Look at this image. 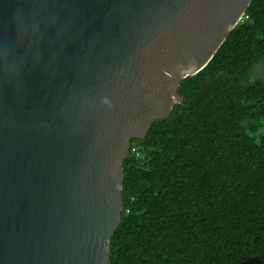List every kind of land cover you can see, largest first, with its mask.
I'll list each match as a JSON object with an SVG mask.
<instances>
[{
    "label": "water",
    "instance_id": "1",
    "mask_svg": "<svg viewBox=\"0 0 264 264\" xmlns=\"http://www.w3.org/2000/svg\"><path fill=\"white\" fill-rule=\"evenodd\" d=\"M251 2L0 0V264H111L131 141Z\"/></svg>",
    "mask_w": 264,
    "mask_h": 264
},
{
    "label": "trees",
    "instance_id": "2",
    "mask_svg": "<svg viewBox=\"0 0 264 264\" xmlns=\"http://www.w3.org/2000/svg\"><path fill=\"white\" fill-rule=\"evenodd\" d=\"M131 141L111 264H264V0Z\"/></svg>",
    "mask_w": 264,
    "mask_h": 264
},
{
    "label": "clouds",
    "instance_id": "3",
    "mask_svg": "<svg viewBox=\"0 0 264 264\" xmlns=\"http://www.w3.org/2000/svg\"><path fill=\"white\" fill-rule=\"evenodd\" d=\"M17 38L21 39L22 38V25L20 24V22H17ZM7 50V49H5Z\"/></svg>",
    "mask_w": 264,
    "mask_h": 264
}]
</instances>
